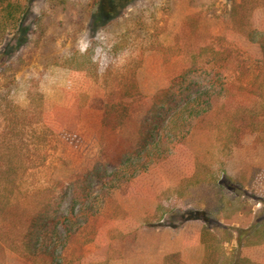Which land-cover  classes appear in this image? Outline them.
Wrapping results in <instances>:
<instances>
[{
    "label": "rangeland",
    "instance_id": "1",
    "mask_svg": "<svg viewBox=\"0 0 264 264\" xmlns=\"http://www.w3.org/2000/svg\"><path fill=\"white\" fill-rule=\"evenodd\" d=\"M25 1V40L10 30L0 37V149L18 172L11 206L0 213V264H32L12 253L11 238L47 202L59 223L44 245L62 264H163L186 230L180 216L194 204L209 207L207 264H233L242 247L241 264H264V61L249 40L264 30V0H113L103 22V0H0V18L8 2ZM106 69L119 80L135 75L145 96L172 88L175 101L154 143L142 124L147 152L123 165L102 159L98 143H72L45 121L67 104L89 110L95 93L113 86ZM221 84L233 93L219 96ZM188 106L209 113L184 115L190 128L176 129ZM18 122L23 132L11 147L3 131ZM165 138L169 158L147 163Z\"/></svg>",
    "mask_w": 264,
    "mask_h": 264
},
{
    "label": "trees",
    "instance_id": "2",
    "mask_svg": "<svg viewBox=\"0 0 264 264\" xmlns=\"http://www.w3.org/2000/svg\"><path fill=\"white\" fill-rule=\"evenodd\" d=\"M103 2L100 3V10L97 12L100 22L109 19L114 11L113 0H103ZM11 7L12 5L8 2L7 8L4 9L6 15L3 20L0 18V37L5 40L6 31L10 30L11 32H17L18 38L20 37L22 39L25 36L22 33L26 30L24 20L26 14H28L29 8H31V3L28 4V2L25 1L23 5L21 3L19 7L14 5L13 8H15V10ZM249 40L251 43L258 45L264 61V30H253ZM4 65L5 62L1 64V67ZM93 76L98 78L99 73ZM104 76L105 81H113V86H106L104 90L99 89L97 93H95L91 104L89 103L88 105L89 110H75L67 104L63 107H56L54 111L45 113V121L51 122L49 126L55 122L57 133L63 138L72 141V143H79L80 145L88 143L87 147H89L90 143L91 145L98 143V145L103 146L101 151L102 159L112 164L123 165L125 161L130 162L132 158L141 157L147 152L145 151L147 142L139 143L138 140L142 136L140 130L142 124L143 126L149 127V132L145 134L146 140L154 143L155 138L153 137L155 136L156 124L160 123L163 126L166 124V115L172 110L175 101L174 98H172V88L162 90L154 96H145L136 82L135 75L123 77L119 80L118 76L112 75L110 69L108 71L106 69ZM123 80L129 83L126 84V82L123 84ZM221 87L223 90L220 89L221 94L219 96L223 93L224 95L233 93L232 88H225L223 84H221ZM254 90L255 89H253V91ZM0 97L6 99V93H1ZM189 106L187 107L186 113L178 114V118L183 117V122L176 124V129L181 128V130H186L190 128L191 121L187 120L188 118L184 119V115L192 116V118H197L199 120L206 117L209 113L208 106L204 109L191 108V110ZM86 111L93 118H85L84 113H86ZM83 120H88L89 124L84 125ZM21 125H23V122H18V126L10 130V132L6 130L3 131L4 136H10L11 147L16 146L15 142L12 143L13 140H16L15 133L17 132V136H19L22 134L21 132H23V129L22 131L21 129L16 131ZM138 132H141V134H138ZM90 139H93V142H90ZM166 141H168V138L163 140L159 139L157 141L159 149L151 153L147 163L154 158L157 160L160 158L161 161L169 158L170 153L164 148L167 145ZM181 141L183 142V138ZM4 145L5 141L3 142L2 140L0 147L4 148ZM8 147H10V145H8ZM13 158L14 157H10L9 155L7 156L5 152L0 149V213L2 214L6 211L8 205L9 207L11 206V195L15 192L16 187L14 188V186H17L14 176L16 177L18 172L15 166L12 165ZM150 165L145 164V166L142 167L148 170ZM13 184L15 185L12 187V190L10 185ZM232 184H230V187H233ZM3 189L5 192L2 193ZM259 202L262 203L264 201L258 200V203ZM174 208V206L169 205V208L165 210L164 207L160 205L158 209L160 212L163 210L169 213L171 211L173 212L175 210ZM198 208L199 205L194 204L192 210H190L188 214L180 216L187 226L185 240L188 245L199 243V241L205 243L209 242L207 240L208 235L205 234V232H209L210 222L205 214L209 207L206 208L207 210H199ZM54 209L52 203H45L43 207L29 216L30 219L26 222L25 229H23L17 238H11L13 235H10L11 242H13L16 247L11 248L12 253L23 255V257H26L32 264H40L41 261L43 262L42 264H62V262H60L61 260H58L59 258L55 253V248H49V246H47L49 249H46L44 245L50 233L58 228L59 220L57 218V212H54ZM214 209L217 210V207H214ZM238 244L241 245L239 239ZM44 248L46 250H43ZM241 260H244L242 255H240V258L238 257L235 259L233 264H241Z\"/></svg>",
    "mask_w": 264,
    "mask_h": 264
},
{
    "label": "crops",
    "instance_id": "3",
    "mask_svg": "<svg viewBox=\"0 0 264 264\" xmlns=\"http://www.w3.org/2000/svg\"><path fill=\"white\" fill-rule=\"evenodd\" d=\"M185 234H186V230L183 229V232L181 233V235H179L178 237H175L176 247L171 248V250H169L167 252L168 255L164 258L163 264H165V259L167 257H172V256L177 257L179 264H194V263H196V264H207L208 263V258H206V255L208 256V254L210 253V246H209L210 243L209 242L205 243V242L199 241V243H192V245H188V244H186ZM235 242L237 244V247L240 248L238 241L235 240ZM247 248L248 247H242L243 252L241 253V255L243 257L247 256V251H246ZM196 250L198 251V257H197L196 261L193 262L191 259V255H192L193 251H196ZM199 253H200V256H199Z\"/></svg>",
    "mask_w": 264,
    "mask_h": 264
}]
</instances>
